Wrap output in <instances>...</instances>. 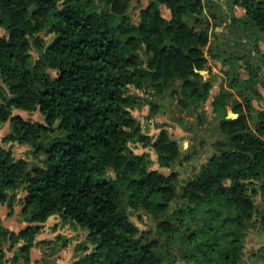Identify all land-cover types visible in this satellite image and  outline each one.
I'll return each mask as SVG.
<instances>
[{
  "label": "trees",
  "instance_id": "16d2710c",
  "mask_svg": "<svg viewBox=\"0 0 264 264\" xmlns=\"http://www.w3.org/2000/svg\"><path fill=\"white\" fill-rule=\"evenodd\" d=\"M129 3L0 0V25L9 33L0 35V76L10 92L0 88V125L12 123L2 141L28 144L32 155L18 157L0 143V206L8 202V191L21 188L30 222L58 214L78 223L94 248L77 264H239L249 230L264 227V211L262 221H253L255 196L264 192V109L253 104L262 99L258 73L250 61L235 58L249 88L231 106L238 116L220 117L219 152L178 187L176 173L151 169L130 146L132 133L149 141L132 113L141 98L134 89L147 82L179 90L186 107L207 100L212 85L197 80L204 78V49L218 24L211 34L210 26H200L201 0H150L135 22ZM234 3L245 10L231 18L234 40L238 33L264 38V0ZM189 15L195 22L185 19ZM45 28L53 38L34 64L30 49ZM144 44L153 50L146 66ZM45 61L53 63L54 78ZM259 63L264 73V56ZM213 105L219 118L226 104L217 97ZM13 108L38 110L43 121L12 115ZM153 147L168 168L191 154H181L166 132ZM130 211L148 215L156 230L141 229ZM39 231L35 224L16 232L0 219V264H29ZM7 242L20 243L13 259Z\"/></svg>",
  "mask_w": 264,
  "mask_h": 264
},
{
  "label": "rangeland",
  "instance_id": "374dc122",
  "mask_svg": "<svg viewBox=\"0 0 264 264\" xmlns=\"http://www.w3.org/2000/svg\"><path fill=\"white\" fill-rule=\"evenodd\" d=\"M202 16L204 24L201 27H207L218 24L214 33L210 31L212 42L205 47L204 54L206 57V67L202 71L203 79L197 80L199 83L209 81L212 85L208 99L205 101L190 102L188 106H183L181 99L182 93L173 88L164 86L162 90H158L147 82L141 88H136L134 91L141 97L138 104L132 108V113L136 117L137 124L140 126L142 134L149 138L145 141L140 138L137 133H132L130 146L138 154H143L149 161L151 169H157L165 174L176 173L180 182L178 187L185 183V180L192 175V166L196 169L208 163L210 158L219 152L217 139H223V134H210L217 123L220 124V117L233 116L237 114L231 108L233 103L242 101L246 92L249 90L244 86L247 72L240 67L236 61V54L247 50L249 60L252 62L255 71L258 73L257 87L261 90L264 80L262 66L259 63L261 57L264 56L263 51L259 48V55L253 54L252 48L243 45L242 34H237L235 45L230 44V39H225V32L221 33L219 29H225L231 32L230 27H221L223 23H217L218 20H213L214 12H224L222 8L211 7L210 4L215 2L212 0H201ZM225 9L233 12L229 0H221ZM150 0H130L128 13L135 22L139 18V13L142 8L148 6ZM209 9L210 12H209ZM226 15L219 16L225 20ZM185 19L190 22H195L194 15L186 16ZM0 35L8 37L7 30L0 25ZM38 40L34 41L33 47L30 49L29 60L32 63H37L42 57L44 45L51 41L53 34L45 28L38 35ZM254 38L253 36L251 37ZM232 41H235L234 39ZM236 50V51H235ZM153 50H149L144 44L141 48V56L146 66L147 60L152 56ZM256 57V59H255ZM241 58V57H240ZM227 60V61H226ZM45 69L51 72L52 78L56 76L54 65L50 61H45ZM176 81V85L179 84ZM0 88L4 93L9 95V90L6 88L0 76ZM219 97L221 104H226L219 110V118H215L214 100ZM253 104L256 109H262L264 104L263 99H253ZM21 115L25 119L32 121H43L41 113L38 110L25 111L13 108L12 115ZM249 124L254 128V120L249 119ZM11 120L3 122L0 125V143L5 147H11L13 152L21 158L32 159L30 146L18 142H3V137L11 130ZM161 132H166L172 140L177 143L178 150L181 154L187 156L193 154L184 163L174 166V168L163 167L158 162V154L153 147V142L158 138ZM264 138V135H261ZM224 147V146H221ZM185 169L186 172L184 171ZM26 191L19 188L16 191H8L9 200L0 206V219L5 226L15 230L16 232L25 228L28 225H40V231L36 236L35 245L31 249V262L29 264H77L78 260L94 248L88 241V231L82 228L78 223L64 218L60 215H53L45 222H30L28 215L23 212V198ZM256 207L253 221H262V212L264 211V192H260L255 196ZM174 207L172 206V209ZM131 213V219L141 228H152L156 230L157 223L154 222L148 215L143 212ZM264 228V227H263ZM261 223L256 228H251L247 235V240L244 247V254L239 264H264V249H259L258 245H254L253 240L263 230ZM20 243L12 245L7 242L5 250L7 256L12 258L19 254L18 247ZM8 264H24L23 260L18 263L10 261ZM176 264H186L180 259Z\"/></svg>",
  "mask_w": 264,
  "mask_h": 264
},
{
  "label": "flooded vegetation",
  "instance_id": "af4514ba",
  "mask_svg": "<svg viewBox=\"0 0 264 264\" xmlns=\"http://www.w3.org/2000/svg\"><path fill=\"white\" fill-rule=\"evenodd\" d=\"M212 1H215V2H213V3H211L210 4V6L211 7H214V6H219V7H221L222 9H224V12H223V15H226L225 16V20H224V22H222V20H223V18H218L217 20V23H223V25H222V27H230V23H231V18L233 17H236V16H231L230 15V11H228L227 9H225V7H224V5L222 4V1L221 0H212ZM230 1V0H229ZM210 10L211 9H209V12H210ZM211 13V12H210ZM237 18V17H236ZM218 27V26H217ZM243 29H245L244 27H243ZM220 30V32L222 33H224L225 32V34H224V38L225 39H227V38H230V40H233L234 38H233V36H232V34H231V32L230 31H227V30H225V29H219ZM259 37L258 36H256L255 38H250V37H248L247 36V33H245L244 34V37H243V39H242V43H243V45H247L248 46V48H252V50L254 51V50H256L257 48H258V41L259 40H257ZM233 42H234V44H233ZM231 45H235L236 44V41H231V43H230ZM236 51V50H235ZM243 52H246V55L244 56V57H241V58H237V59H246V60H248V61H250L249 60V56H248V53H247V50H243L241 53H239V54H236V57H238V55H241L242 56V54H243ZM257 54V52L256 51H254L253 52V54ZM255 59H256V57H255ZM251 62V61H250ZM252 63V62H251ZM264 74V73H263ZM264 77V76H263ZM256 89L258 90V87L256 86ZM217 124H219V123H217ZM217 124L215 125V128L212 130V132L214 131V133L218 130L219 131V128H220V124H219V127H217ZM212 132H211V134H210V136L211 137H213L214 135H212ZM192 169H193V171H194V166H192ZM185 171V170H184ZM186 172V171H185ZM263 233H264V228H263V230L261 231V233L260 234H258L257 235V237L253 240V243H254V245H258V248L259 249H264V242H258V239L263 235Z\"/></svg>",
  "mask_w": 264,
  "mask_h": 264
},
{
  "label": "crops",
  "instance_id": "0c3cea01",
  "mask_svg": "<svg viewBox=\"0 0 264 264\" xmlns=\"http://www.w3.org/2000/svg\"><path fill=\"white\" fill-rule=\"evenodd\" d=\"M216 8H219V6H214ZM221 8V7H220ZM233 12H230V15L231 16H236V17H242L245 15V10L243 7L239 6V5H235V7L232 9ZM223 15V12H214V14H212V18L213 20H217L219 18V16H222ZM203 17V16H201ZM190 21V20H188ZM214 27V23L211 22V25H210V31L213 29ZM222 27V26H221ZM212 42V39L210 40V43ZM258 48L261 49L263 51V54H264V38L263 37H259V41H258ZM264 81V80H263ZM262 89L259 90L261 95H262V99L264 100V85L262 84ZM262 109H264V104L262 106Z\"/></svg>",
  "mask_w": 264,
  "mask_h": 264
},
{
  "label": "water",
  "instance_id": "95a60500",
  "mask_svg": "<svg viewBox=\"0 0 264 264\" xmlns=\"http://www.w3.org/2000/svg\"><path fill=\"white\" fill-rule=\"evenodd\" d=\"M230 5H231V7H234L235 6V3H234V0H230ZM203 18V17H202ZM236 17H234V19H235ZM233 44H234V42H233ZM246 55V52H243V54H242V56L241 55H238V57L240 58V57H244ZM263 76H264V74H263ZM263 85H264V81H263V83H262ZM233 114V117H237V114H234V113H232ZM217 127H219V124H217ZM212 135H214V131L212 132ZM196 169V166L194 165V170ZM187 169H185V171H186ZM258 242H264V233H263V235L258 239Z\"/></svg>",
  "mask_w": 264,
  "mask_h": 264
}]
</instances>
